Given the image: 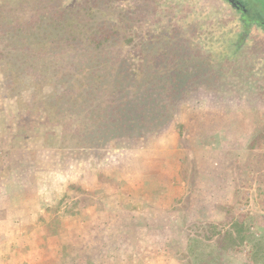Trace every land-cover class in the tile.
I'll list each match as a JSON object with an SVG mask.
<instances>
[{
  "label": "rangeland",
  "instance_id": "374dc122",
  "mask_svg": "<svg viewBox=\"0 0 264 264\" xmlns=\"http://www.w3.org/2000/svg\"><path fill=\"white\" fill-rule=\"evenodd\" d=\"M129 1L141 37L170 32L211 73L178 96L183 127L99 149L40 118V89L0 85V264H264V29L222 0ZM236 223L244 242L227 247Z\"/></svg>",
  "mask_w": 264,
  "mask_h": 264
},
{
  "label": "trees",
  "instance_id": "16d2710c",
  "mask_svg": "<svg viewBox=\"0 0 264 264\" xmlns=\"http://www.w3.org/2000/svg\"><path fill=\"white\" fill-rule=\"evenodd\" d=\"M138 9L129 0H0V85L8 83L14 98L25 84L40 89L31 100L40 118L54 115L73 148L183 127L176 100L211 64L168 31L156 41L151 32L141 37ZM225 28L219 52L231 61L240 48ZM237 227L224 233L227 247L244 242Z\"/></svg>",
  "mask_w": 264,
  "mask_h": 264
},
{
  "label": "flooded vegetation",
  "instance_id": "af4514ba",
  "mask_svg": "<svg viewBox=\"0 0 264 264\" xmlns=\"http://www.w3.org/2000/svg\"><path fill=\"white\" fill-rule=\"evenodd\" d=\"M233 11L243 24V28L248 30L247 25H256L264 29V19L255 13V8L251 9L243 0H222ZM258 1V0H257ZM264 4V0H262Z\"/></svg>",
  "mask_w": 264,
  "mask_h": 264
},
{
  "label": "crops",
  "instance_id": "0c3cea01",
  "mask_svg": "<svg viewBox=\"0 0 264 264\" xmlns=\"http://www.w3.org/2000/svg\"><path fill=\"white\" fill-rule=\"evenodd\" d=\"M14 264V263H13Z\"/></svg>",
  "mask_w": 264,
  "mask_h": 264
}]
</instances>
